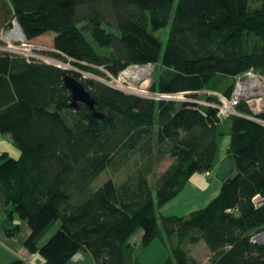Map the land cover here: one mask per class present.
Here are the masks:
<instances>
[{"label": "trees", "instance_id": "16d2710c", "mask_svg": "<svg viewBox=\"0 0 264 264\" xmlns=\"http://www.w3.org/2000/svg\"><path fill=\"white\" fill-rule=\"evenodd\" d=\"M175 1L0 0V32L17 22L30 43L53 34L50 56L72 58L108 80L132 65H153L152 94L190 98L127 94L0 52V132L20 151L18 158L0 156V206H11L4 230L14 237L16 216L25 221V246L44 264H67L79 252L96 264H141L137 237L143 248L161 239L169 252L163 264H199L191 249L200 243L212 264H264V246L250 241L264 227V206L253 202L264 196V125L241 116L222 120L216 108L198 104L218 101L204 91L230 97L239 75L253 70L264 78V0ZM168 26L163 50L156 33ZM67 76L84 84L99 116L83 103L71 107ZM239 111L251 114L246 104ZM225 121L234 174L207 206L159 222V211L192 176L212 171ZM167 156L173 162L151 183ZM133 157L144 161L134 176L94 187L105 170Z\"/></svg>", "mask_w": 264, "mask_h": 264}, {"label": "rangeland", "instance_id": "374dc122", "mask_svg": "<svg viewBox=\"0 0 264 264\" xmlns=\"http://www.w3.org/2000/svg\"><path fill=\"white\" fill-rule=\"evenodd\" d=\"M178 0L175 1V5L174 7L177 5ZM17 22L13 23V27L12 29L15 30V26H16ZM20 27V26H19ZM10 30V29H9ZM21 30V29H20ZM169 31H170V26H168L167 28L160 30L156 33V35L162 40L163 43V50L166 48V44H167V39H168V35H169ZM9 31L5 30V31H1L0 32V47H7L8 43L10 42L8 40L9 37ZM53 34H48V35H44L43 37H40L38 39H36L35 41H33L32 44H30L31 46H33L32 52L35 54L40 53V51H37V49L39 48H43L42 50H44V52H42V54L46 55L47 54L50 56V52L51 49L53 48ZM0 52H6L5 50L0 49ZM9 53L13 54V55H17L19 57V59L21 60H28L27 57L30 56H26L25 54H23V52H16V51H8ZM147 66H151V65H147ZM141 68L140 66L137 65H132L130 67H128L125 71H123L119 77L113 78L112 80H108L105 77L99 76L97 74H93L90 72H85L88 75H83L88 79H93V80H97L99 82H106V83H111L113 82V80L115 79L116 81L113 82H119L118 85L114 84L115 88L118 90H121L127 94H132V95H139V96H148L149 92L151 90V86L154 82L155 75L157 73L156 68L152 65V71L151 73L148 75V79L145 80L143 79L142 81H139L137 83L132 82L130 80V72L132 71L133 68ZM146 67V66H145ZM100 70L102 72H104L105 74L108 75V72L106 71L105 68H100ZM110 76V75H109ZM84 77V78H85ZM145 80V82H144ZM180 99H182V101L188 100L190 99L188 96H184L181 97ZM225 128L222 126V131H224ZM227 139H230V137H226ZM11 139H6V141H2L0 143V156L7 152L11 157L14 158H18L20 156V151L18 149V147L13 143V141L11 142ZM10 143V144H9ZM144 161H141L139 159V157H133L130 162L127 165L121 166L120 168H118L117 170H113V169H108L105 170L101 176L94 182V187H99L101 186L106 180L109 179H114L115 182L120 185L123 182H125L129 177L134 176V174L137 172V169L139 168V166L142 165ZM173 162V158H171L170 156H167L160 165L156 166L154 169V172L149 175V180L152 183L160 174H162ZM183 209H188V205H184V206H177V207H171L168 206L167 208H163V210L159 211V222H160V216L164 215V216H171V215H177L180 216L177 213L182 214V211H185ZM184 213V212H183ZM22 224H27L25 221H22ZM57 226H54L49 232L47 237H50L51 235H53L55 233V231L57 230ZM136 248H137V253H138V259L140 261L141 264H163L169 257V252L166 249V247L163 245L161 239L158 237L156 239H154L149 246H147L146 248H143L141 245V241H140V237H137L136 239ZM191 253L193 255V257L198 261L199 264H212L211 263V256L209 253L208 248L205 246L204 243H200L194 247H192L191 249Z\"/></svg>", "mask_w": 264, "mask_h": 264}, {"label": "crops", "instance_id": "0c3cea01", "mask_svg": "<svg viewBox=\"0 0 264 264\" xmlns=\"http://www.w3.org/2000/svg\"><path fill=\"white\" fill-rule=\"evenodd\" d=\"M223 127L224 135L219 139V149L211 175L209 177L203 174L192 176L183 191L163 208L188 205V209H183L185 211H182V214L175 212L185 216L207 206L218 196L224 181L234 174V164L228 156L231 138H226L230 137L229 121H225ZM8 137L0 132V143L6 141ZM10 209L11 206H0V264H12L16 261H21L23 264H44V259L39 253H31L26 248L25 241L30 235V228L27 224H22L17 216L15 221L20 223V232L14 237L6 235L4 227L7 225V212ZM67 264H96V261L89 252H79Z\"/></svg>", "mask_w": 264, "mask_h": 264}, {"label": "built area", "instance_id": "2783aa9c", "mask_svg": "<svg viewBox=\"0 0 264 264\" xmlns=\"http://www.w3.org/2000/svg\"><path fill=\"white\" fill-rule=\"evenodd\" d=\"M18 28L19 34L17 32ZM8 31V40L10 42L8 43L7 47H0V49L5 51L23 52V54H25L26 56H30L27 57L28 60L35 59L37 61L56 66L68 72H75L77 74H81L82 76L88 75L75 64L77 61L73 60L72 58L67 57L66 60H60L49 56L48 54L46 56L42 54V52H44V50H42L43 48L37 49V51H40L39 55L33 53L32 50L35 48L30 45L32 43L26 40L22 30H20V27L17 23L15 26V30L11 28ZM114 81L116 80L114 79L113 82ZM113 82H111L110 84L115 86ZM252 82L255 83V87L251 86ZM202 93L210 96H217L218 101L216 103L208 101H198V104L216 108L218 110V115L222 120H225L231 116H241L256 120L264 125V120L259 117L260 115L264 114V78L261 75L253 72V70L239 75L235 78V85L230 97H226L215 92L204 91ZM184 96L188 95L185 93H179L176 95H156L149 92V95L146 97L182 101V99L180 98ZM242 104H246L249 107V110L251 112L250 115L241 113L239 111V106ZM203 175L205 177H209L211 175V172H205L203 173ZM253 202L256 208L264 206V196L257 195L254 198ZM250 241L253 244L264 246V227L252 232L250 235Z\"/></svg>", "mask_w": 264, "mask_h": 264}, {"label": "water", "instance_id": "95a60500", "mask_svg": "<svg viewBox=\"0 0 264 264\" xmlns=\"http://www.w3.org/2000/svg\"><path fill=\"white\" fill-rule=\"evenodd\" d=\"M104 83H106V82H104ZM106 84H108L109 86L115 88L110 83H106ZM65 86L72 93V104H71V107L78 108V103H83L86 106H88V108H90L94 112L95 116H99L98 114H96V111H95L96 101H95L94 97L86 89V87L84 86V84L81 81L75 79L72 76H67L65 78ZM251 86L255 87V83L252 82Z\"/></svg>", "mask_w": 264, "mask_h": 264}, {"label": "bare ground", "instance_id": "6f19581e", "mask_svg": "<svg viewBox=\"0 0 264 264\" xmlns=\"http://www.w3.org/2000/svg\"><path fill=\"white\" fill-rule=\"evenodd\" d=\"M17 32L19 34V28L17 29ZM152 71V66H146V67H141V68H133L132 71L130 72V80L132 82H139L142 81L143 79L146 78Z\"/></svg>", "mask_w": 264, "mask_h": 264}]
</instances>
